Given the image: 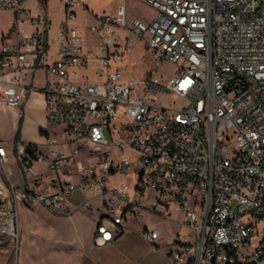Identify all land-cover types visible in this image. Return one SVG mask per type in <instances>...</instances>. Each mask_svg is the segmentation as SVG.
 Segmentation results:
<instances>
[{"label": "built area", "instance_id": "1", "mask_svg": "<svg viewBox=\"0 0 264 264\" xmlns=\"http://www.w3.org/2000/svg\"><path fill=\"white\" fill-rule=\"evenodd\" d=\"M143 1L156 13L148 21L134 17L130 30L144 37L158 62L176 65L166 82L155 67L135 79L114 65L130 44L119 32L127 20L124 4L112 15L99 14L90 25L97 45L89 46L74 23L83 0H65L55 37L47 16L33 13L26 0H0L14 12V38L0 46V70L46 69V116L58 126L45 137L47 151L17 141L20 165L30 175L39 161L54 171L76 163L79 188L100 199L97 244L114 240L141 209L168 215L176 205L193 230L183 240L172 238V254L183 264H264V0ZM92 63L94 80L83 70ZM166 87L176 94L168 103L159 101ZM35 88L0 77V98L14 106ZM225 146L234 147L233 156ZM84 148L96 163L77 164ZM7 159L0 142L3 168ZM4 171L0 240L18 245L21 204L70 211L75 185L35 189ZM116 173L136 175L132 194L110 182ZM77 207H91L89 197ZM141 231L150 241L161 236L158 228Z\"/></svg>", "mask_w": 264, "mask_h": 264}, {"label": "crops", "instance_id": "2", "mask_svg": "<svg viewBox=\"0 0 264 264\" xmlns=\"http://www.w3.org/2000/svg\"><path fill=\"white\" fill-rule=\"evenodd\" d=\"M60 2L63 12L58 16L54 15L55 5L52 0H26L25 2L33 13H44L47 16L52 37L56 36L60 21L65 15V0H60ZM83 6L89 8L84 0L83 4L77 7ZM0 11L8 13L6 19L0 18L1 46L4 41L14 38V12L1 6ZM74 23L80 29L78 15ZM81 32L83 33L82 30ZM56 49L57 41H54L50 49L52 57L55 55ZM83 70L87 72L88 68H83ZM39 72L42 74L41 84L36 83V73ZM0 77L30 83L37 87L31 90L30 96L28 94L26 97L28 114L23 110L26 100L21 106H14L0 98V103L7 106L11 114L8 136L5 135L6 117L3 120V126H0V142L6 146L8 152L4 168L9 178L15 184H28L35 189H49L67 184H73L76 187L75 192L69 197L71 203L69 212L57 213L41 204L35 207L24 204L19 206L20 248L14 264H153L151 256L158 251L159 247L153 248L151 243L141 235V230L148 228L147 225L139 227L138 236L144 244L140 247V243L129 235L132 229L129 223L130 218L123 222V231L114 240L102 245L96 243L95 229L101 215L98 208L100 199L94 195L92 189H88L85 194L81 191L77 171L73 169L76 166L75 162L68 164L64 171H54L49 169L45 162L39 161L34 164L30 175L24 173L17 156V142H15L21 118L20 139L35 141L44 151H47L44 144L47 133L58 128L47 120L46 100L42 90V86L51 76L44 68H24L0 70ZM4 168H0V185L7 178ZM85 197H89L91 207L78 208V204ZM174 248L175 243L167 248L165 259L170 264H183L181 261H174L169 255V252ZM11 253V243L0 240V256H4V260L0 257V264H13L14 260L10 258Z\"/></svg>", "mask_w": 264, "mask_h": 264}, {"label": "rangeland", "instance_id": "3", "mask_svg": "<svg viewBox=\"0 0 264 264\" xmlns=\"http://www.w3.org/2000/svg\"><path fill=\"white\" fill-rule=\"evenodd\" d=\"M54 2V15L58 16L61 15L63 12L62 3L60 0H52ZM85 3L89 6L77 7V15H78V23L80 29L86 35V43L89 46H96L98 38L96 34L91 30L90 25L96 23L98 21L99 14L107 13V14H114L117 10V7L120 4H124L127 8V20L125 28L119 30L122 36L127 35L130 44L127 48H124V57L122 59H117L114 61V65L119 66L121 70L124 72L126 78H141L147 72H149L153 67L157 69V75H159L164 82L166 79L171 76L175 69L176 65L169 62V61H157L150 51V49L146 46L144 42V37L139 36L133 32H131V22L132 19L136 16L142 17L145 20H150L156 13V9L146 1L143 0H84ZM264 4V2H262ZM8 13L0 11V18L6 19ZM96 70L97 67L94 64L88 66V75L90 79L96 78ZM98 76V75H97ZM98 79V77H97ZM42 82V74L36 73V83L41 84ZM30 96V94H29ZM176 97L175 92H173L170 88L166 87L165 94H163L159 101L162 102H170ZM23 110L28 114V101L23 105ZM10 110L7 106L0 103V126H3V120L6 117L5 124L6 125V132L5 135L8 136L10 134L9 125L11 122L10 119ZM123 120L125 122L128 119L123 116ZM119 125V120H118ZM63 150H69L70 148L63 145ZM225 151L229 156L234 155V147L232 146H225ZM77 164L78 165H87V164H94L96 163V155L90 154L88 152V148L82 149L77 155ZM0 164V168H1ZM76 167V166H75ZM73 169H76V168ZM136 175L135 174H124V173H116L110 178V182L112 184H117L124 186L131 194H132V186L135 181ZM130 218V219H129ZM129 223L132 227L130 231V236L133 237L134 240L140 243V247L144 244L140 241L138 236V232H140L139 227L142 225H147L148 228H158L161 231V236L157 238L155 241L148 240L141 231V235L146 238L153 248L159 247L158 251L151 256L153 264H170L165 258L167 248L172 246V238L175 235H180V238L183 240L188 235H193V230L190 226H188L184 220V213L182 210H179L176 205L171 206V213L168 215H163L158 212H154L150 209H141L140 211L136 212L134 215H130ZM263 222L260 224L261 233H264L263 227H261ZM20 228V227H19ZM259 238V236H258ZM6 242H10L12 245V253H11V260L13 259V264L17 259V255L20 248V237L19 243L14 244L10 240H6ZM18 246V248H17ZM3 254V253H2ZM169 255L177 261L178 259L175 258L172 254V251L169 252ZM2 260H4V256H0ZM150 258V259H151ZM179 261V260H178Z\"/></svg>", "mask_w": 264, "mask_h": 264}, {"label": "trees", "instance_id": "4", "mask_svg": "<svg viewBox=\"0 0 264 264\" xmlns=\"http://www.w3.org/2000/svg\"><path fill=\"white\" fill-rule=\"evenodd\" d=\"M21 124H22V118H21V121H20V126H19V128L17 130V133L15 135V142H17L20 139Z\"/></svg>", "mask_w": 264, "mask_h": 264}]
</instances>
